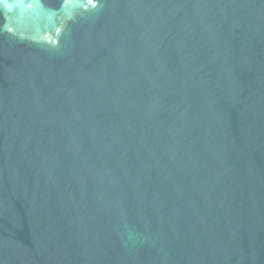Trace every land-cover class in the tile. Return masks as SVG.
<instances>
[{"label": "water", "instance_id": "95a60500", "mask_svg": "<svg viewBox=\"0 0 264 264\" xmlns=\"http://www.w3.org/2000/svg\"><path fill=\"white\" fill-rule=\"evenodd\" d=\"M0 264H264V0H0Z\"/></svg>", "mask_w": 264, "mask_h": 264}]
</instances>
